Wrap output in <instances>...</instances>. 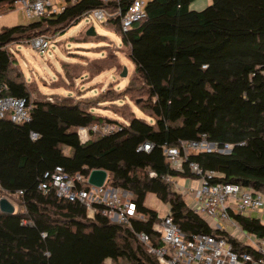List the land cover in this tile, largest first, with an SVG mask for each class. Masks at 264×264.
<instances>
[{"label": "trees", "instance_id": "16d2710c", "mask_svg": "<svg viewBox=\"0 0 264 264\" xmlns=\"http://www.w3.org/2000/svg\"><path fill=\"white\" fill-rule=\"evenodd\" d=\"M133 1L78 0L61 13L0 30L3 94L30 105L29 122L0 118V199L16 196L21 206L13 214L0 211V264H162L137 236L145 232L151 244L161 245L154 230L160 214L146 204L149 194L169 205L186 239L228 237L163 178H196L190 162L215 172L216 182L264 192V0H211L199 11L190 8L195 0H148L147 17L123 31L116 12ZM14 2L0 0V15L13 11ZM94 9L112 14L107 21L130 48L140 82L132 91L143 97L136 105L145 116L132 110L118 122L85 102L35 99L16 69L11 44L67 29ZM104 122L121 129L105 135L92 130ZM81 128L89 130L85 142ZM203 140L218 149L191 153L181 169L170 165L165 148ZM145 143L150 151L139 150ZM57 167L85 176L106 170V187L126 192L135 216L116 222L104 204L89 209L59 198L54 187L45 193L39 186ZM231 215L246 232L264 238V219Z\"/></svg>", "mask_w": 264, "mask_h": 264}, {"label": "built area", "instance_id": "2783aa9c", "mask_svg": "<svg viewBox=\"0 0 264 264\" xmlns=\"http://www.w3.org/2000/svg\"><path fill=\"white\" fill-rule=\"evenodd\" d=\"M78 0H15L14 8L26 12L32 19H40L52 14L64 11L70 2ZM115 1V0H105ZM117 1V0H116ZM148 0H134L125 12L119 9L121 27L128 31L132 25L147 17L146 6ZM93 14L97 19L105 22L112 16L105 9H94L84 16ZM30 43L41 51L50 46L49 38L46 35L37 36L30 40ZM7 86L0 80V118L10 115L15 123L30 121V105L23 98L6 96L3 93ZM121 129L118 123L107 125H95L93 131L101 134H110ZM88 128L79 130L83 141L88 140ZM36 139L37 133H31ZM228 146L227 148H229ZM152 145L145 143L139 150L150 151ZM217 145L203 140L200 142H183L181 147H167L165 153L170 165L181 169L184 162H187L191 153L199 151L217 150ZM228 150H224L227 152ZM190 170L199 180L196 188L180 187L174 178L163 176L168 181H173L179 189L186 191V199L191 208L198 214L206 217L213 228L226 231L223 235H201L192 239H186L183 232L175 224L170 212L160 216V220L154 224L161 245L151 244L150 236L145 232L137 233L139 239L144 242L150 253L156 255L162 264H264V238L246 232L242 225L231 215V212L242 215H254L264 219V192L254 188L243 186L238 183H224L214 181L216 175L212 171H204L195 162L189 163ZM91 173V172H90ZM90 173H67L64 168L57 167L52 173L46 174V181L39 186L45 193L52 187L56 195L62 199L79 201L89 209L94 204H104L105 214L116 222L129 223L130 217L136 214V205L130 200H124L122 190H111L106 187L107 180L102 187H94L89 184ZM155 175V173H152ZM108 179V178H107ZM88 184L89 188L84 186ZM239 246L246 247V250H239Z\"/></svg>", "mask_w": 264, "mask_h": 264}, {"label": "rangeland", "instance_id": "374dc122", "mask_svg": "<svg viewBox=\"0 0 264 264\" xmlns=\"http://www.w3.org/2000/svg\"><path fill=\"white\" fill-rule=\"evenodd\" d=\"M209 1L207 6L212 2ZM30 21L33 19L26 12L15 9L0 15V30ZM92 27L95 33L88 34ZM114 30L108 21L89 14L67 29L45 33L50 46L44 51L36 49L30 41L11 44L17 60L16 69L23 74L35 99L68 98L72 102H85L95 106L93 110L98 114L118 122L126 119L132 110L138 116H145L136 105V101L143 97L136 98L138 93L132 91L140 87V82L129 57L130 48ZM125 68L127 74L123 76ZM175 180L180 187L185 188H196L199 184L195 178L174 177ZM180 190L186 194L184 189ZM121 194L123 197L128 195L124 191ZM2 197L14 204L16 211L20 210L16 196ZM146 204L157 210L161 217L169 211V205L154 194L148 195ZM257 216L255 213L254 217Z\"/></svg>", "mask_w": 264, "mask_h": 264}, {"label": "water", "instance_id": "95a60500", "mask_svg": "<svg viewBox=\"0 0 264 264\" xmlns=\"http://www.w3.org/2000/svg\"><path fill=\"white\" fill-rule=\"evenodd\" d=\"M95 30L94 27H92L88 34H94ZM127 70L125 68L123 72V76H126ZM108 178V172L104 169H95L91 171L90 177H89V184L94 187H102L106 180ZM0 211L6 214H13L16 212V207L14 204H12L6 197H2L0 199Z\"/></svg>", "mask_w": 264, "mask_h": 264}, {"label": "crops", "instance_id": "0c3cea01", "mask_svg": "<svg viewBox=\"0 0 264 264\" xmlns=\"http://www.w3.org/2000/svg\"><path fill=\"white\" fill-rule=\"evenodd\" d=\"M208 3H210L209 0H195L191 3L190 8L199 11L204 9ZM187 202L189 201L187 200Z\"/></svg>", "mask_w": 264, "mask_h": 264}]
</instances>
